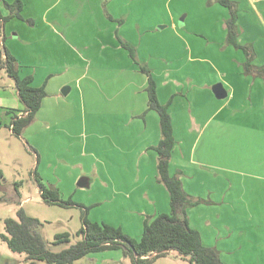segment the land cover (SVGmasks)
<instances>
[{"label": "rangeland", "instance_id": "obj_1", "mask_svg": "<svg viewBox=\"0 0 264 264\" xmlns=\"http://www.w3.org/2000/svg\"><path fill=\"white\" fill-rule=\"evenodd\" d=\"M1 1L0 13L4 16L7 10ZM20 1L24 6V15L33 19L35 24L11 18L6 28L7 37L11 36L12 30L16 31L19 36L15 40L10 38V43L27 57L29 63H34L39 74L42 73L43 64L49 65L51 76L46 80L49 87L47 91L45 89L43 102L47 104L56 97L50 92L55 87L62 103L57 107L49 105L53 115L60 117L57 129L52 127L50 131H45L38 121L20 139L11 134L4 121L0 123V170L3 173L0 184V231H3V218L13 216L17 207L15 202L8 199L13 189L8 184L18 181L20 183L16 188L22 196L36 197L37 184L32 173L35 168L44 185L57 188L64 199L70 197L87 206L90 220L119 227L129 237L138 239L142 227L140 232H134L130 222L133 217L127 215L139 213L130 209L131 201L124 202V166L130 168L125 170L126 178L130 180L137 175L134 162L138 153L134 150L141 139L137 137L132 151L125 153L124 88L120 94L119 80L111 79L119 78L127 65H135L115 40L111 47L99 48L100 41L93 40L88 31L79 30L78 27L81 28L83 24H77L72 34L71 30H64V41H42L41 17L55 0ZM210 1L214 3V0ZM236 1L240 5L238 13L242 21H250L246 22L250 29L259 28L257 35L247 39L250 34L242 32L241 26L237 42L241 45L251 44L255 52L248 62L261 66L264 64V19L255 17L241 0ZM61 3L46 14L48 20L53 16L56 24L58 11L62 13L61 20L74 19L78 14L76 9L63 12V9H59L63 5ZM223 15H228L226 8L218 4L208 5L206 0H124L127 20L124 33L134 44L141 61L143 56L148 55L157 59L153 65L156 72L174 69L171 76L177 79V83L206 82L210 85L211 94L210 83L221 82L227 96L216 99L218 102H223L231 94L230 104L206 127L194 157L196 161L200 157L205 165L218 163L219 178L224 180L227 193L234 196L232 211L235 212V223L242 236L239 240L235 239V248L231 249L232 254L223 264H264V77H253L243 72L247 56L241 48L225 42L222 36V30L225 32ZM171 18L177 25L175 30L168 24ZM162 25L165 27L159 29ZM3 48L7 46L0 43L1 52ZM46 54L47 57L41 62V55ZM78 55L86 72L85 65L89 60L93 61L92 64L97 61L107 67L97 69L100 71L97 74L91 68L87 77L97 75L95 81L91 78L88 82L86 77L81 81L78 92L71 90L63 95L61 89L70 87V84L63 83L77 74L74 70L67 71L65 65L76 61ZM179 69H183V72H178ZM115 70H120V73H113ZM8 83L12 88L7 87ZM13 88L16 90L14 81L9 79L5 68L3 71L0 68V91H13ZM167 90L168 87H163L160 91ZM199 91L201 89L195 90L198 94ZM176 96L179 97V93ZM128 99L133 102L134 97L129 95ZM202 108L205 109V106L202 105ZM41 110L45 112L46 107ZM218 129L223 153L220 150L215 152L216 137L213 136H216ZM207 172L210 176L211 171ZM82 181L87 184L80 185ZM139 203L143 207L150 204L146 199ZM24 210L42 222L39 233L48 248L61 250L68 245L51 243L53 235L58 232L68 231L73 235L72 239H76L75 233L81 226L79 207H58L44 204L41 199H33L24 205ZM145 218L143 213L142 220ZM137 225L134 224L136 231ZM245 232L250 235L246 236ZM237 234L240 235L238 230ZM0 246L11 254L6 256L0 250V264H4L6 259L17 260L13 264H28L24 254L10 251L2 240ZM118 250L97 251L95 260L84 256L73 264H132L130 257ZM36 264L46 263L37 261ZM152 264L189 263L176 251H170Z\"/></svg>", "mask_w": 264, "mask_h": 264}, {"label": "crops", "instance_id": "obj_2", "mask_svg": "<svg viewBox=\"0 0 264 264\" xmlns=\"http://www.w3.org/2000/svg\"><path fill=\"white\" fill-rule=\"evenodd\" d=\"M12 1L8 0V2ZM61 1L63 5L59 9H63V12L76 9L78 14L74 19L61 20L60 17L62 13L58 11V22L56 24V19L52 18V16L51 19L48 20L46 14L55 6H57ZM206 1L208 5L218 4L221 7L226 8L225 6L219 4L216 0H214L213 4H211L210 0ZM233 1H235L237 4L236 0ZM241 1L244 3L245 7H249L251 9L255 17H259L262 20L264 19V0ZM238 6L240 5L237 4V41L240 35L239 33L241 26L242 32L250 34L247 39H252L259 33V28H248L249 25L246 24V22H251L242 21V17L238 13ZM23 12L24 6H22L20 13L24 18H29L26 17ZM228 16L229 12L227 16H222L223 28L225 27L224 23ZM262 20L260 23H262ZM8 21L10 22L11 19ZM8 21L4 23L2 28V35L0 37L1 45H6L8 51L16 59V62L18 64L17 73L19 77L22 78L24 76L30 75L32 76L31 84L33 86L38 87L44 84V90L46 89L47 91L49 85L47 86L48 81L46 83V80L51 76V69L48 68L49 65L43 64L42 73L39 74L37 71L38 69L34 67V63H29L27 57L24 54H20V52H18L15 47H13L9 39L11 38L15 40V38H17L19 35L17 36L15 33L16 31L12 30L11 36L7 37L6 28L9 24ZM126 22L127 20L124 16V0H55L44 10V13L41 17L42 25L40 34L42 41L56 40L60 42L65 40L64 36L62 35V32L64 30L67 32L68 30H71L70 34H72V32L76 31L75 26L77 24H83L81 28L78 27L79 30L88 31L89 34L92 35L93 40L100 41L101 43L99 48H102L103 46L106 48L108 45H110L111 47L113 40H115L118 45L123 48L120 45L118 38L125 40L131 44L128 35L124 33ZM34 24L35 23H33L32 25ZM168 24H170V27L172 29H177V25L172 20V18L170 19ZM162 27L165 26L162 25L159 27V29ZM222 36H224V38L226 37V29L225 32L222 30ZM123 49L127 52L128 58L131 59L128 51L125 48ZM23 57L28 61L24 60ZM46 57L47 54L44 56L41 55V62ZM76 57V61L72 63H66L65 66L67 68V71L74 70L77 74L74 75L71 80L65 81V83L63 84H70L69 91L76 90L75 92H78V89L81 87V81L87 77L91 68H94L92 70H94V74H97L100 72L97 69H101L104 66H107L97 61H94L95 64H92L93 61L89 60L85 65V67L87 68L86 72L84 70V66L81 64L79 55ZM136 58L138 62L142 63L149 69L151 77L156 82V91L159 101L164 104L168 102L170 97L172 98V101L168 105L167 110L171 117L175 143L171 151L169 171L170 173L178 172L184 191L188 195L194 198H198L202 201L201 203H198L197 205L189 207L187 209L189 224L192 228L196 229L199 232L203 244L215 248L218 251L219 257L222 262H226L227 256L232 254L231 249L235 248L234 244L237 242L236 240H239L242 236L241 230L237 229L238 226L235 223V212L232 211L234 208V206L232 205L234 196L227 193L224 180L221 177L219 178V172L217 171L220 168L219 164L214 162L209 165H205L201 161L200 157L198 158L199 161H196L194 156L197 147L201 143V139L206 127L208 126V124H210L211 121L217 118L222 113V111L230 104V99L232 96L231 94H229L226 100H224L223 102H218V100H216L217 98H214V95H212L213 93L211 94L209 90L210 85L208 83L192 82L191 84H188L187 82L179 84L176 82L177 79L171 76V73L175 72L174 69H165L163 71L156 72V67L154 68L153 65L154 63H157V59H154L152 55L143 56V61H141L139 58V54L136 53ZM132 62L135 66H132L130 64L127 65L126 67H124V72L123 70L121 71V73L120 70L112 71L116 74L120 73V77H112L111 79L119 80L118 85L120 87V94L123 92L124 88V148L127 150L125 153L132 151L133 143L135 142L137 137H140L141 139L140 145H138L137 149L134 150L138 153V157L134 162L138 170L137 175L130 180L126 178L125 170H128L130 168L128 165L124 166V202L129 203L131 201L132 206L129 207L132 208L130 209H135L139 213V215H136L133 212L129 213V215L127 216L133 217L132 219H130V222L133 224L134 232H140L141 227H143L144 221V219L142 220L143 213L145 216L153 217L158 213L168 212L169 203L168 192L165 186L156 180L157 154L152 148H150V146L156 145L160 139L158 115L155 111L147 109V75L138 69L137 64L133 60ZM1 69L3 71L4 68ZM181 70L183 69H179L178 72H183ZM96 76L97 75H91L87 77L88 82L91 78L95 81ZM160 77H162L161 81H159ZM9 79L12 78L9 77ZM170 84H172L173 86L171 87ZM210 84L212 86V84L214 83ZM162 86L168 87V90L165 92L160 91L163 88ZM7 87L12 88L11 83H8ZM176 89H180V91H177ZM196 89H201V91H199V94L195 92ZM50 92H52V94H54L56 97L52 98V100H50L47 104L43 102L45 96L42 98L41 106L35 113L34 120L32 121L34 123L31 122V125H27L24 128L21 136L18 137L12 133L9 126L11 125L13 115L19 117L23 114V112L25 113V111L23 110V105L19 101L17 91L14 88L13 91H11L10 89H8V91H0V123L4 121V125L8 127L11 134L20 139L22 135L25 134L29 130V128L35 125L38 121H40V124L45 127V131H50L52 127H55L57 129V127L59 126L60 117L58 114L56 117L53 115V111H51L49 105H56L57 107L62 103V100L58 96V88L52 87ZM176 93H179V97L176 96ZM129 95L134 97L133 102L128 99ZM109 102H112L111 99H109ZM202 105L205 106V109L202 108ZM44 106L46 107V111L42 112L41 109ZM106 109H110V107H107ZM192 123H194V126H192ZM214 137H216L215 152L218 153L220 150L223 153V145L219 143V129L217 130L216 136H213V138ZM208 170L211 171L210 176L207 172ZM19 183L20 182L18 181H13L8 184L13 188L8 199L17 204V207H15L14 210H16L19 206H22L24 208V205L32 201L33 199H35L36 201L41 199L38 186L35 187V194L37 196L31 198L29 196H22L21 192L16 188L18 187ZM132 195H134L135 198L134 196L132 197ZM145 199L149 201L150 204L143 207L142 203L139 202H143L145 201ZM142 207L143 209H141ZM29 215L31 214L29 213ZM91 221L95 220L92 219ZM135 223L138 224L136 226L137 231L134 228ZM237 230L240 232L239 236L237 234ZM138 234L139 233H137V235ZM245 235H250V233L245 232ZM72 236L73 235H71L70 233V242L68 243V245L79 239V236L77 235L76 239H72ZM252 236L254 238L253 234ZM247 241H249V239H247ZM0 250L4 252L6 256L11 255L7 254L8 252H5L2 246H0ZM118 251H120V249ZM96 253L97 252H90L85 256H87L89 260H95ZM12 260L17 261L14 259ZM13 261L6 259L4 264H13Z\"/></svg>", "mask_w": 264, "mask_h": 264}, {"label": "trees", "instance_id": "obj_3", "mask_svg": "<svg viewBox=\"0 0 264 264\" xmlns=\"http://www.w3.org/2000/svg\"><path fill=\"white\" fill-rule=\"evenodd\" d=\"M228 9L229 16L225 20V42L236 48H241L247 56V62L243 64V72L253 77H264V64L256 66L248 61L254 57L255 50L251 44L241 45L237 42V4L233 0H216ZM1 4L7 10L2 16V28L6 21L18 18L33 24V19L24 18L21 15L22 3L20 0L8 2L2 0ZM120 45L128 51L131 59L137 64L138 69L147 75V109L153 110L158 115L160 139L156 145L150 146L157 154V177L156 180L163 184L168 192L169 211L161 212L150 217L146 216L143 221L141 235L138 239L129 237L119 227L107 223H98L88 218V207L73 201L70 197L64 199L60 196L57 188L44 185L34 168L32 171L37 183L41 200L47 205L61 207L77 206L81 209V226L76 231L79 239L70 243L61 250H52L47 247L39 233L42 222L29 215L22 206L15 210L13 216L3 220V231L0 232V240L5 242L8 249L15 253L24 254L28 264H36L42 261L46 264H73L76 260L90 252L102 250L120 249L123 255L130 257L132 264H152L155 259L170 251H176L186 258L189 264H223L218 251L203 244L199 232L192 228L188 221L187 209L202 201L188 195L182 186L179 173H170L169 161L171 151L175 143L171 117L168 112V102L162 104L157 96L156 82L150 75L149 69L138 62L134 47L125 40L119 39ZM0 68H5L7 75L12 78L17 91V96L23 105V114L19 117L13 115L9 128L16 136H21L24 128L33 120L35 113L41 106V100L46 96L44 84L33 86L32 76L19 77L18 64L14 56L3 48L0 51ZM3 173L0 170V184ZM70 242V233L61 232L54 235L52 244ZM154 255H151L152 253Z\"/></svg>", "mask_w": 264, "mask_h": 264}, {"label": "water", "instance_id": "obj_4", "mask_svg": "<svg viewBox=\"0 0 264 264\" xmlns=\"http://www.w3.org/2000/svg\"><path fill=\"white\" fill-rule=\"evenodd\" d=\"M68 91H69V86H64L61 89V93L63 95H66ZM211 91L217 99H223L227 96V91L221 82H216V83L212 84ZM86 184L87 183L85 181H82L80 185H86Z\"/></svg>", "mask_w": 264, "mask_h": 264}, {"label": "built area", "instance_id": "obj_5", "mask_svg": "<svg viewBox=\"0 0 264 264\" xmlns=\"http://www.w3.org/2000/svg\"><path fill=\"white\" fill-rule=\"evenodd\" d=\"M155 253L153 252L151 255H154Z\"/></svg>", "mask_w": 264, "mask_h": 264}]
</instances>
